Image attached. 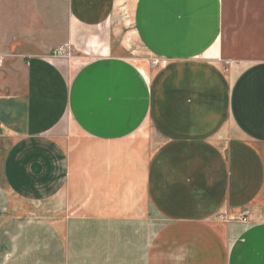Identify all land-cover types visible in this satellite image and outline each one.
Masks as SVG:
<instances>
[{"label": "crops", "instance_id": "1", "mask_svg": "<svg viewBox=\"0 0 264 264\" xmlns=\"http://www.w3.org/2000/svg\"><path fill=\"white\" fill-rule=\"evenodd\" d=\"M0 56V264H264V0H0Z\"/></svg>", "mask_w": 264, "mask_h": 264}, {"label": "rangeland", "instance_id": "2", "mask_svg": "<svg viewBox=\"0 0 264 264\" xmlns=\"http://www.w3.org/2000/svg\"><path fill=\"white\" fill-rule=\"evenodd\" d=\"M127 49L129 51L128 53L131 58L145 57V55L142 54V52L138 49V47L134 46L131 42L127 43ZM77 54L78 53L74 52L73 49H67L63 56H60V55H56V56L60 57L61 59L66 60L69 63L70 68L72 70H76L80 66V64H78L80 59ZM155 64L156 62L153 63V66Z\"/></svg>", "mask_w": 264, "mask_h": 264}, {"label": "built area", "instance_id": "3", "mask_svg": "<svg viewBox=\"0 0 264 264\" xmlns=\"http://www.w3.org/2000/svg\"><path fill=\"white\" fill-rule=\"evenodd\" d=\"M67 49H69V48H67ZM67 49H65V50H61V51H57L56 55L63 56V55L65 54V52H66ZM3 63H4V58H3L2 56H0V68L3 66ZM155 65H156V64H155ZM217 219H218V220H222V217L218 216ZM240 221H241L242 223H246V222H247V214L244 215V216L240 219Z\"/></svg>", "mask_w": 264, "mask_h": 264}]
</instances>
